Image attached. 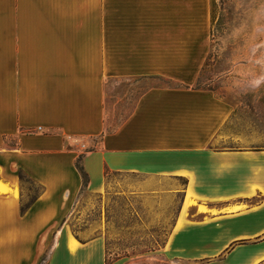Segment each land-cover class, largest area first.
<instances>
[{
	"label": "crops",
	"instance_id": "0c3cea01",
	"mask_svg": "<svg viewBox=\"0 0 264 264\" xmlns=\"http://www.w3.org/2000/svg\"><path fill=\"white\" fill-rule=\"evenodd\" d=\"M211 13L210 0H0V264H136L69 226L108 174L140 177L138 192L186 181L149 264H264V147L234 148V108L196 88ZM155 78L178 86L148 88L108 132L106 84ZM20 170L42 188L24 214Z\"/></svg>",
	"mask_w": 264,
	"mask_h": 264
},
{
	"label": "rangeland",
	"instance_id": "374dc122",
	"mask_svg": "<svg viewBox=\"0 0 264 264\" xmlns=\"http://www.w3.org/2000/svg\"><path fill=\"white\" fill-rule=\"evenodd\" d=\"M210 54L196 88L213 92L234 108L229 125L238 135L234 148L264 147V0H210ZM173 85L151 80L117 79L105 89L106 127H118L138 96L150 87ZM98 141L85 142L88 148ZM140 177L108 174L103 192L83 191L68 222L81 240L104 237L110 259L127 257L136 264L162 260L182 209L186 181L180 178L150 183L138 192ZM23 202L40 191L25 183ZM161 264V263H160Z\"/></svg>",
	"mask_w": 264,
	"mask_h": 264
},
{
	"label": "trees",
	"instance_id": "16d2710c",
	"mask_svg": "<svg viewBox=\"0 0 264 264\" xmlns=\"http://www.w3.org/2000/svg\"><path fill=\"white\" fill-rule=\"evenodd\" d=\"M171 82V81H170ZM178 86V84H176V83H173V85H170V86ZM170 86H168V87H170ZM108 132H111V130H108ZM102 139V136L99 138V140H101ZM81 160H82V157L80 156L77 160H76V167H77V169H78V171L80 172V175H81V177H82V180H83V188H85L86 186H87V184H88V175L84 172V170H83V168H82V166H81ZM18 178H19V181H20V185H21V187H22V189H23V186H24V184L25 183H29V184H31V185H36L30 178H28L21 170L20 171H18ZM84 190V189H83ZM41 192H42V188L40 187V191L39 192H37V193H35V194H33L30 198H29V200L25 203V202H23V198H22V200H21V204H20V211H21V213L22 214H24L27 210H28V208L36 201V199L39 197V195L41 194ZM83 192V191H82ZM72 234H73V236L79 241V242H81V243H84L86 240H81L79 237H77L76 235H75V233H74V231H72ZM106 254H107V249H106ZM116 259H118V258H116ZM107 260L108 261H112V260H114V259H110L109 257H108V254H107Z\"/></svg>",
	"mask_w": 264,
	"mask_h": 264
}]
</instances>
